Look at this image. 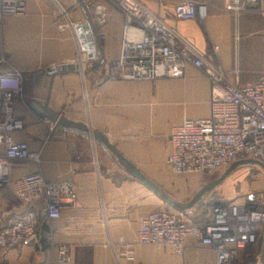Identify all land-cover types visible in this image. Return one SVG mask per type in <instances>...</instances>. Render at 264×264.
I'll return each mask as SVG.
<instances>
[{
    "label": "crops",
    "instance_id": "0c3cea01",
    "mask_svg": "<svg viewBox=\"0 0 264 264\" xmlns=\"http://www.w3.org/2000/svg\"><path fill=\"white\" fill-rule=\"evenodd\" d=\"M99 1L107 13L100 35L97 30L93 34L76 0H25L24 13L0 17V69L21 76L14 107L24 128L14 132L13 138L38 153V161L14 163L10 177L38 171L47 181L70 182L75 198L61 208L58 218L40 221L34 243L0 248V264H60L56 260L60 244L70 249L65 264H214L213 248L196 238L186 240L182 254L169 245L135 242L139 219L145 214L182 210L192 220L201 221L209 201L185 209L174 206L112 159L91 134H103L145 179L174 201L186 204L202 187L205 176L169 169L168 134L184 118L209 116V81L191 66L183 77L127 80L112 75L110 63L119 52L122 14L117 0ZM140 1L196 46L205 48L196 22L173 18V1ZM58 4L70 8V19L79 24L77 36L69 28H58ZM249 15L241 13L238 25L231 13L208 9L205 21L210 40L219 46L224 70L241 85L258 81L264 71V24ZM188 26L196 29V37L185 31ZM96 38L102 48L99 64ZM79 48L86 60L78 67ZM33 101L84 125L90 137L58 127L32 107ZM246 192L223 200L240 203ZM32 206L39 209L40 201ZM25 209L9 188L0 191V218ZM259 250L256 246L244 251L235 264H264Z\"/></svg>",
    "mask_w": 264,
    "mask_h": 264
},
{
    "label": "built area",
    "instance_id": "2783aa9c",
    "mask_svg": "<svg viewBox=\"0 0 264 264\" xmlns=\"http://www.w3.org/2000/svg\"><path fill=\"white\" fill-rule=\"evenodd\" d=\"M97 26H105L107 13L99 0H84ZM122 14L119 52L111 62L112 75L127 80H154L183 77L188 66L202 71L210 85V113L206 118H184L169 134L167 165L176 173H208L226 170L236 162H247L264 171V71L258 81L239 84L224 70L219 46L212 42L205 27L210 4L206 0H175V20L196 22L205 48L201 49L176 27L140 0H117ZM75 6V5H74ZM222 8L237 20L241 13L264 17V0H223ZM58 28H69L77 36L79 24L69 17L70 8L58 4ZM25 12V0H0V17ZM80 49V48H79ZM86 56L80 49L76 65ZM238 73V70H234ZM21 85L17 71L0 69V191L6 188L26 206L20 213L0 218V248L31 245L37 240L40 221L60 216L65 204L74 202L68 181H47L38 172L11 179L9 170L16 162L38 161L13 133L23 130L24 122L15 113ZM40 201L39 209L32 206ZM188 238L213 248L214 264H235L244 251L260 246L264 252V188L250 190L243 201L210 200L204 220L195 221L182 210L158 209L139 219L135 242L169 245L182 254ZM122 241V240H121ZM264 256V253H263ZM70 259L67 244L57 247L56 260ZM264 262V257H263Z\"/></svg>",
    "mask_w": 264,
    "mask_h": 264
},
{
    "label": "rangeland",
    "instance_id": "374dc122",
    "mask_svg": "<svg viewBox=\"0 0 264 264\" xmlns=\"http://www.w3.org/2000/svg\"><path fill=\"white\" fill-rule=\"evenodd\" d=\"M155 1L157 3L160 2V0H155ZM170 1H173V3H175V0H170ZM206 1L210 4L209 10L211 12L226 13V14L228 13L227 11H225L222 8L223 0H206ZM90 11H91V9H90ZM246 13H248V15L250 13L249 16L252 15L253 17H259L262 21V24H264V17L259 16L255 13H252V12H246ZM239 17L237 18V24L238 25H239ZM240 20H241V24H240V26H241L242 25V19H240ZM94 23H95V21H94ZM95 26H96V30H97L98 34L99 35L102 34V31L104 30L105 26L101 27V26H97L96 24H95ZM188 30L195 33L194 37H196L197 31L195 28H193L192 26H188L185 29V31H188ZM262 34L264 35V31ZM98 38L100 40V37H98ZM259 61H261L260 57H259ZM110 66H111V63H110ZM226 170L221 171L222 173H219L220 170L216 171L212 174L201 173L203 176H205L202 187L205 184H207L208 182H210L211 180L219 178ZM252 188H255V189H263L264 188V173L261 170V168L255 166V165H252V164H245L244 165L243 164V165L239 166L238 169H234V170H231L230 172H228L227 175L219 183L205 189L193 203H195L196 205H202L203 202L204 203L208 202V201L210 202V200L223 199V198H225V199L226 198L227 199H229V198L234 199L235 198L236 199V198H239L244 192H246ZM190 200L188 202H190Z\"/></svg>",
    "mask_w": 264,
    "mask_h": 264
},
{
    "label": "water",
    "instance_id": "95a60500",
    "mask_svg": "<svg viewBox=\"0 0 264 264\" xmlns=\"http://www.w3.org/2000/svg\"><path fill=\"white\" fill-rule=\"evenodd\" d=\"M78 5L81 7L85 18H86V23L91 27V30L94 35H96V26L94 23L93 16L91 14L89 5L84 1V0H76ZM96 43H97V52L99 54V61L97 64L102 62L103 57H102V48L100 46V43L98 39L96 38ZM61 73V72H60ZM32 107L37 111L42 114H45L46 116L49 117L51 121H54L58 127L64 128L65 130H69L72 132L79 133L85 137H90V132L87 127H85L82 124H79L77 122H74L72 120H69L68 118L64 117L61 114H56L51 111H49L45 106H40L37 102L33 101L31 103ZM93 140L97 142L103 149L104 151L114 160L118 161L121 163L130 173H132L134 176H136L138 179H140L142 182L153 188L155 191H157L163 198H165L168 202L172 203L174 206L180 208V209H185L189 207L190 205L193 204V202L199 197V195L207 188L219 183L226 175L228 172L233 170L235 167L239 165L246 164L247 162H236L232 164L219 178L211 180L207 184H205L190 200V202L186 204H181L176 201H174L170 196H168L165 192H163L160 188H158L155 184H152L149 182L147 179H145L133 166L128 162L124 157H122L114 148L113 145H111L107 138L101 134L100 132L93 131L92 133ZM264 253V252H263ZM263 253H262V262H263Z\"/></svg>",
    "mask_w": 264,
    "mask_h": 264
}]
</instances>
